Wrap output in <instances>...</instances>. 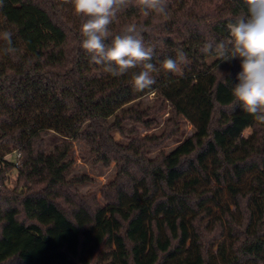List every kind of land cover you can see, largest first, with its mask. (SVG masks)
I'll list each match as a JSON object with an SVG mask.
<instances>
[{"label":"trees","instance_id":"16d2710c","mask_svg":"<svg viewBox=\"0 0 264 264\" xmlns=\"http://www.w3.org/2000/svg\"><path fill=\"white\" fill-rule=\"evenodd\" d=\"M166 5V16H145L131 0L110 26L113 35L129 23L143 27L157 67L177 50L186 53L182 75L161 70L151 88L137 91L132 72L139 69L113 77L91 62L81 47L84 18L70 0H0V264H264V124L233 106L239 59L222 63L202 51L229 38L228 24L246 6ZM4 31L12 33L14 53L4 52ZM167 110L163 136L142 138L126 126L151 128ZM179 116L195 132L150 158L149 148L178 134ZM52 132L64 140L48 151ZM75 141L119 165L104 204L75 188L84 177L69 179ZM15 168L24 193L7 186ZM31 235L41 252L20 241Z\"/></svg>","mask_w":264,"mask_h":264},{"label":"clouds","instance_id":"9594fccd","mask_svg":"<svg viewBox=\"0 0 264 264\" xmlns=\"http://www.w3.org/2000/svg\"><path fill=\"white\" fill-rule=\"evenodd\" d=\"M74 14L84 18L80 28L81 47L91 54V62L101 66L113 77L132 72V84L137 91L151 88L156 83L154 73L183 74L181 65L187 62L186 53L177 50V58L165 59L160 67L152 63L155 46H146L143 27L136 23L125 25L120 34L113 35L112 25L119 10L131 0H70ZM246 13L228 24V39L210 41L202 49L205 54L215 52L222 63L239 59L236 75L238 83L232 87L233 106L240 105L255 120L264 124V0H243ZM143 14L167 15L166 0H137ZM5 54L14 53L12 33L4 31ZM110 40V43H109ZM218 70H219V66ZM222 75L224 73L221 72Z\"/></svg>","mask_w":264,"mask_h":264},{"label":"rangeland","instance_id":"374dc122","mask_svg":"<svg viewBox=\"0 0 264 264\" xmlns=\"http://www.w3.org/2000/svg\"><path fill=\"white\" fill-rule=\"evenodd\" d=\"M153 95L146 97L148 102L154 100ZM171 117V111L167 110L161 114L157 115V124L151 128H146L142 124H137L133 121H128L126 126L135 127L140 137L145 136H163L164 133L168 130V119ZM179 132L171 137H164V139L153 149H148V156L154 158L157 155H160L161 152L170 153L174 148H176L181 142L188 139L194 132L195 128L193 124L184 116H179ZM254 130L252 127H249L245 130L244 135L249 137L253 134ZM116 139L123 145H128L130 139L126 135L121 133H114ZM64 140V137L56 132H52L47 138V148L48 151H51L55 144L60 143ZM16 152L8 154L6 157L9 160L15 159ZM72 157L74 159L73 168L69 175V179L75 176H82V180L77 182L75 188L85 195H95L99 203H106L105 188L112 180L116 179L119 171V165L116 161L111 162L109 165H106L104 162L98 159L97 154L90 151V147L85 141H75L74 147L72 149ZM1 166V165H0ZM7 186L11 189L17 187L19 193H24L29 188L21 185L19 181V172L15 168L8 173ZM232 209L236 210V207L232 205ZM26 239L28 248L31 247V244L41 252L43 250V245L41 242H38V239L35 235L27 236L21 238L20 241ZM37 252V253H39ZM62 262H59L61 264Z\"/></svg>","mask_w":264,"mask_h":264}]
</instances>
